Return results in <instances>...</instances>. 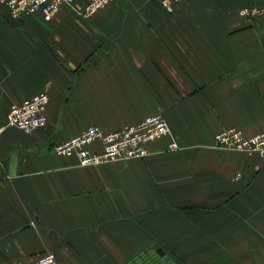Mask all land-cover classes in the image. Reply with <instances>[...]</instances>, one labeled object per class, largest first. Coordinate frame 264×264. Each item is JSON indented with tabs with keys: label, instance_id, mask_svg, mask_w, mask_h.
<instances>
[{
	"label": "crops",
	"instance_id": "1",
	"mask_svg": "<svg viewBox=\"0 0 264 264\" xmlns=\"http://www.w3.org/2000/svg\"><path fill=\"white\" fill-rule=\"evenodd\" d=\"M116 0L48 22L0 0V125L50 96L49 123L0 137V264H264V159L223 149L228 127L264 132V0ZM161 113L169 138L141 159L81 167L52 147L91 125Z\"/></svg>",
	"mask_w": 264,
	"mask_h": 264
},
{
	"label": "built area",
	"instance_id": "2",
	"mask_svg": "<svg viewBox=\"0 0 264 264\" xmlns=\"http://www.w3.org/2000/svg\"><path fill=\"white\" fill-rule=\"evenodd\" d=\"M16 18L39 15L52 21L64 7L72 8L83 19H89L116 0H2ZM184 0H162L168 12ZM242 16L264 18V4L240 11ZM50 96L39 93L20 104L13 105L7 112L6 122L0 125V137L4 130L16 128L29 134L45 128L49 123L48 106ZM169 138L168 151L180 149L173 130L161 113L146 117L135 125L115 131H106L91 125L82 132L55 144L52 152L60 156H76L79 166L90 167L119 161L145 158L150 154V144ZM217 146L264 159V132L247 135L237 127L223 128L215 134ZM31 264H59L53 251H48Z\"/></svg>",
	"mask_w": 264,
	"mask_h": 264
},
{
	"label": "rangeland",
	"instance_id": "3",
	"mask_svg": "<svg viewBox=\"0 0 264 264\" xmlns=\"http://www.w3.org/2000/svg\"><path fill=\"white\" fill-rule=\"evenodd\" d=\"M183 2V1H182ZM180 4V3H179ZM163 6V5H162ZM177 6V5H176ZM164 7V6H163ZM252 7H255V6H252ZM252 7H250V8H252ZM175 9H176V7H175ZM175 9H174V11H175ZM244 9H249V8H244ZM242 10V9H241ZM173 11V12H174ZM172 12V13H173ZM244 17V16H243ZM245 18H247V19H257V18H253V17H251V16H245Z\"/></svg>",
	"mask_w": 264,
	"mask_h": 264
}]
</instances>
